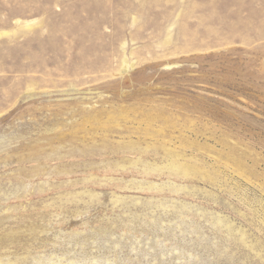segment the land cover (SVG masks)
Listing matches in <instances>:
<instances>
[{"label":"rangeland","instance_id":"374dc122","mask_svg":"<svg viewBox=\"0 0 264 264\" xmlns=\"http://www.w3.org/2000/svg\"><path fill=\"white\" fill-rule=\"evenodd\" d=\"M0 264H264V0H0Z\"/></svg>","mask_w":264,"mask_h":264}]
</instances>
